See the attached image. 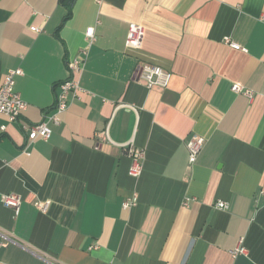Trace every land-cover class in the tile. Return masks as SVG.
Returning <instances> with one entry per match:
<instances>
[{"label": "crops", "instance_id": "crops-1", "mask_svg": "<svg viewBox=\"0 0 264 264\" xmlns=\"http://www.w3.org/2000/svg\"><path fill=\"white\" fill-rule=\"evenodd\" d=\"M263 15L264 0H0V85L22 68L28 103L18 122L0 112V264H264ZM131 22L145 27L139 48ZM90 26L82 91L49 139L27 141ZM145 63L171 71L169 85L149 88ZM193 135L205 144L190 163Z\"/></svg>", "mask_w": 264, "mask_h": 264}, {"label": "built area", "instance_id": "built-area-1", "mask_svg": "<svg viewBox=\"0 0 264 264\" xmlns=\"http://www.w3.org/2000/svg\"><path fill=\"white\" fill-rule=\"evenodd\" d=\"M264 19V15L262 17ZM34 30H38L33 27ZM145 35V27L141 23L131 22L126 39V45L129 48H139ZM86 37L89 45L81 50L75 58L68 61L69 77L58 84L59 91L56 95V103L54 112L52 114L45 113L44 119L41 122L32 124L29 128L23 127L27 134V141L31 142L38 138L49 139L52 135L53 129L51 124H59L61 122V115L67 111L71 102L78 98L79 93L82 91L78 74L83 70L88 56L89 46L96 39L95 27L90 26L86 29ZM225 41L233 48H240V45L233 41L231 37H226ZM23 74V69L18 67L10 70L3 83L0 85V112L4 113L13 122H18L27 109L28 103L22 98L21 94L16 90V77ZM172 72L164 69L163 67L145 63L141 66L140 77L145 81L149 88L152 87H167L172 78ZM232 90L236 93L244 92L250 98L253 97L251 90L245 89L241 83H234ZM6 130V125H0V131ZM205 144V138L199 135H193L187 142L189 161L195 163L198 159ZM128 153L132 157V165L129 172L132 177L140 178L144 171L143 157L144 152L136 148L131 142L127 147ZM3 204L14 208L19 211L22 203V197L16 193H8L3 196ZM138 201V193L134 192L131 196L127 197L123 202L124 208L134 206ZM49 201H37L35 205L45 211L49 206ZM218 207L227 208L228 203L220 201ZM231 253L233 256L247 253V249L242 241L234 248Z\"/></svg>", "mask_w": 264, "mask_h": 264}, {"label": "trees", "instance_id": "trees-1", "mask_svg": "<svg viewBox=\"0 0 264 264\" xmlns=\"http://www.w3.org/2000/svg\"><path fill=\"white\" fill-rule=\"evenodd\" d=\"M70 15H71V9H70L69 15L66 18H68Z\"/></svg>", "mask_w": 264, "mask_h": 264}]
</instances>
